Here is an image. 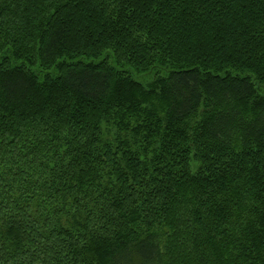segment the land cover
I'll list each match as a JSON object with an SVG mask.
<instances>
[{"label":"trees","instance_id":"obj_1","mask_svg":"<svg viewBox=\"0 0 264 264\" xmlns=\"http://www.w3.org/2000/svg\"><path fill=\"white\" fill-rule=\"evenodd\" d=\"M0 264H264V0H0Z\"/></svg>","mask_w":264,"mask_h":264}]
</instances>
